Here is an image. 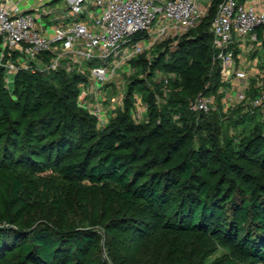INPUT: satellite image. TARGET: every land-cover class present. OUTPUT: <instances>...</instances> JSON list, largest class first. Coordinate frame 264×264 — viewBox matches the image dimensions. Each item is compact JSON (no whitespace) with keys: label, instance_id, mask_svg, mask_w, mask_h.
<instances>
[{"label":"trees","instance_id":"obj_1","mask_svg":"<svg viewBox=\"0 0 264 264\" xmlns=\"http://www.w3.org/2000/svg\"><path fill=\"white\" fill-rule=\"evenodd\" d=\"M220 1L214 2L206 22L203 18L201 24L178 39L175 50L156 57L159 66L183 81L172 100L176 103L168 102L159 109L156 118L166 120L160 127L147 130L134 125L126 115H118L98 133L95 118L75 104L65 107L60 95L46 87L47 78L53 75L18 73L13 89L16 101L4 97L0 82V181L11 187L9 208L15 216H21L27 205L20 198L21 182L7 164L27 167L51 162L68 182L112 183L122 188L125 199L144 203L162 221L167 220L165 228L173 232L188 233L201 226L208 229L223 220L219 226L224 225L226 236L237 240L232 257L223 264H264V183L254 180L248 192L237 190L226 195L235 183L245 180V175L233 163L232 153L216 151L213 155L204 146L195 149L191 145L188 152L182 150L181 161L169 166L172 152L192 143L196 131L195 117L185 101L208 94L207 83L218 86L219 67L214 60L210 27ZM80 77L60 76L59 84L67 89L70 99L78 94ZM132 91L141 93L152 117L158 108L153 94L139 83L129 88L128 100L133 99ZM50 103L59 106L49 108ZM174 110L181 113V128L166 125ZM261 134H256L247 148L255 158L251 161L257 160V169L264 174L263 124ZM152 149L154 154L149 152ZM211 158L223 164L233 178L214 183ZM186 183L191 191L187 188V196L177 203L178 198L171 193ZM89 238L80 232L55 233L49 228L27 234L11 227L0 228V264L12 251L16 256L12 264H82ZM25 239L28 241L23 242Z\"/></svg>","mask_w":264,"mask_h":264},{"label":"rangeland","instance_id":"obj_2","mask_svg":"<svg viewBox=\"0 0 264 264\" xmlns=\"http://www.w3.org/2000/svg\"><path fill=\"white\" fill-rule=\"evenodd\" d=\"M210 8L204 9V22L207 21ZM50 20L51 17H48L44 19V22H50ZM73 20L72 17H68L65 22ZM173 43V40L166 41L162 45L160 44L161 46L157 48L156 52H147L132 59L125 66L126 69L134 70L132 74L123 76L119 83L115 82L116 85H106L99 92L92 94L94 99H89V101L93 106L99 105L98 107L108 108L105 119L99 123L96 120V132L100 133L118 115H126L134 123L133 118L137 109L134 105L136 102L140 105V102L133 99L134 96L136 100L142 96H138L141 94L140 92L132 91L131 99H133L128 100V92L130 87H135L139 83L153 94L158 108L151 117L148 103L142 100L145 105H141L139 108L143 110L145 116L140 124L134 123V125L149 130L165 123L166 120H160L158 117L156 118V115L159 109L166 106L168 102L176 103L172 100L176 98L175 92L180 90L183 81L180 76L166 72L162 66H159L156 57L161 52L175 50L177 45L174 49H170ZM256 58L260 60V69L263 71L262 51L256 53ZM218 67V86H210V83L205 85V89L211 90L213 87L211 91L208 90L206 96L214 97L215 107L206 116H194L196 131H193L192 143H186L181 150L172 152L173 160L169 166L181 161V151L188 152L191 145H194L195 149L204 146L213 155L216 151H228L229 154L232 153L233 163L242 169L245 180L235 183L233 188H230L231 183L226 195L237 190L248 192L252 188L251 183L254 180L264 183V174L258 171L257 160L251 161L255 158L251 156V148H247L256 134L262 135L263 110L253 106V101L258 96V89L255 86L256 82L253 81L246 101L225 110L221 103L224 94H218V90L222 88L231 93L233 88L223 82L221 77L223 68L219 62ZM0 70V82L4 97L13 101H16L13 89L15 76L18 73L25 71L26 73L48 75L34 65H32V69L23 67L17 73L6 68H0ZM61 74H65L69 78L77 75L73 70ZM61 74H51L53 76L47 78L46 87L54 89L60 95L61 103L69 108L71 104L77 105V96L74 100L70 99L71 95H67V89L64 90L61 87L59 84ZM78 80L77 92L82 87H90L88 77L82 76ZM166 80L167 83H165ZM194 98H189L185 102L189 104ZM98 99L99 101H97ZM113 101L114 103L111 104ZM55 106H59L58 103H50L48 107ZM176 106L178 107V104ZM82 112L93 117L88 111L82 110ZM180 115V111L174 110L170 118H167V127L181 128ZM68 121L70 120L68 119ZM151 147L153 146L151 145ZM149 152L154 154L155 150L152 149ZM217 161L212 158L209 161L212 175L215 176L214 183L228 182L233 176L223 164H218ZM7 167L21 182L20 198L26 203L27 208L21 216H15L9 208L11 187L0 181V228L11 227L20 234L40 231L44 228H49L55 233L76 234L80 232L90 237V242L85 247V259L82 264H223L230 260L232 252L236 249V238L233 240L232 236H226V230H223L224 225L219 226L223 220L208 229L206 226H201L188 233L173 232L165 228L167 220L162 221L160 216L149 211L144 203L125 199L123 189L115 184L68 182L58 175L51 162L28 165L27 167L7 164ZM227 186H224L223 189L225 190ZM187 188L188 191H191L186 183L171 193L178 198L177 203L187 193ZM221 209L224 211L222 206ZM27 241L23 240V242ZM11 253L13 251L5 256L2 264L14 262L16 256Z\"/></svg>","mask_w":264,"mask_h":264},{"label":"built area","instance_id":"obj_3","mask_svg":"<svg viewBox=\"0 0 264 264\" xmlns=\"http://www.w3.org/2000/svg\"><path fill=\"white\" fill-rule=\"evenodd\" d=\"M204 16L200 0H0V68L17 73L34 65L48 75L73 70L88 77L90 87L78 91L76 106L99 123L108 108L93 106L92 94L132 74L133 69L125 68L132 59L169 40L174 49ZM48 17L50 22H44ZM68 17L74 20L66 23ZM210 28L214 60L223 68V82L233 88L231 93L219 92L225 110L245 102L255 81L258 96L253 106L262 108L264 115V69L250 80L239 69L241 53L234 49L238 43L244 49L249 39L251 50L262 51L264 58V0H221ZM136 36L141 38L135 41ZM214 105V97L201 93L187 109L201 117ZM134 106L133 121L140 124L145 114L141 104ZM262 124L264 133V118Z\"/></svg>","mask_w":264,"mask_h":264},{"label":"crops","instance_id":"obj_4","mask_svg":"<svg viewBox=\"0 0 264 264\" xmlns=\"http://www.w3.org/2000/svg\"><path fill=\"white\" fill-rule=\"evenodd\" d=\"M215 1H219V0H200V4L202 5V7L204 9H207V8H210L212 7V5L214 4ZM244 45H245V48L243 49V45L241 43H238L234 46V49H236V52L238 53H241L240 54V58H241V61L238 63L239 65V69L241 70H244L247 75L249 76V79L250 80H254L253 78L256 76V75H260L263 71H261V62L259 59L256 58V53H254L252 50H251V44H250V41L249 39L247 41L244 42ZM241 49L243 50V52H241ZM264 68V67H263ZM116 81H114L113 85H116L115 84ZM232 82V81H230ZM229 82V83H230ZM117 83V82H116ZM253 84V83H252ZM107 85H110V84H107ZM229 85V84H228ZM106 86V85H105ZM225 90L220 88L218 90V94L219 92H224ZM226 92L229 93V90H227ZM138 96H142L141 94H139ZM135 101H139L141 105H143L142 103V98L136 100L135 99V96H134V99ZM222 105L224 107V109L226 108L225 107V102L224 100H222ZM145 105V104H144ZM143 105V106H144Z\"/></svg>","mask_w":264,"mask_h":264}]
</instances>
